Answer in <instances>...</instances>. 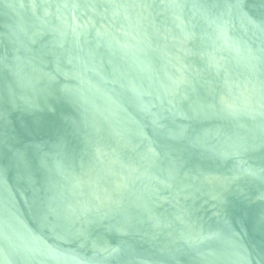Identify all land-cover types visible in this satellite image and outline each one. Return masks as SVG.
<instances>
[{
    "label": "water",
    "instance_id": "95a60500",
    "mask_svg": "<svg viewBox=\"0 0 264 264\" xmlns=\"http://www.w3.org/2000/svg\"><path fill=\"white\" fill-rule=\"evenodd\" d=\"M0 264H264V0H0Z\"/></svg>",
    "mask_w": 264,
    "mask_h": 264
}]
</instances>
